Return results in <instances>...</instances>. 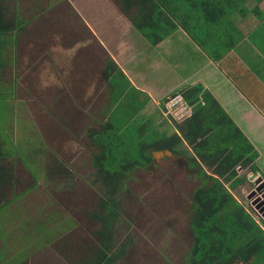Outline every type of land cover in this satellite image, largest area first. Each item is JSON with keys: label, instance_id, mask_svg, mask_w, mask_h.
Instances as JSON below:
<instances>
[{"label": "crops", "instance_id": "obj_1", "mask_svg": "<svg viewBox=\"0 0 264 264\" xmlns=\"http://www.w3.org/2000/svg\"><path fill=\"white\" fill-rule=\"evenodd\" d=\"M256 5L219 15L201 13L194 0H11L10 16L19 27L0 75V206L24 192L19 188L29 180L46 184L71 170L84 147L92 166L96 147L89 132L111 122L122 106L121 120L145 121L143 132L151 125L161 138L156 141L174 136L179 131L164 109L169 96L182 93L189 97L185 130L207 133L203 154L212 156L205 167L219 165L221 149L224 157L242 153L235 193L250 208L256 180L264 183V17L254 14ZM118 75L129 82L121 93L114 84ZM36 97L48 105L39 113ZM78 109L90 119L87 131L69 129L81 126L74 122L81 118ZM159 155L192 170L187 143L153 152L156 161ZM34 193L0 213L29 223L25 203ZM13 223L10 233L23 225Z\"/></svg>", "mask_w": 264, "mask_h": 264}, {"label": "rangeland", "instance_id": "obj_2", "mask_svg": "<svg viewBox=\"0 0 264 264\" xmlns=\"http://www.w3.org/2000/svg\"><path fill=\"white\" fill-rule=\"evenodd\" d=\"M251 2L253 0L247 2L246 6ZM114 82L116 93H121L129 84L120 75L115 77ZM41 93L42 90H39L36 95L41 97ZM130 95H133V90ZM38 97L36 102L40 105H36V112L39 113L48 105L37 100L40 99ZM86 106L90 107L89 101ZM123 107L114 112L111 122L117 130L123 129L130 144L161 139L151 125H147L149 132H143L147 128L145 121L121 120V117L124 118L121 112ZM88 110H93V113L96 111L95 106ZM77 113L81 118L74 122L81 126L77 128L79 130L70 127V131H87L90 119L80 109ZM39 117L41 125H46L42 115ZM58 122L59 117L54 123ZM65 122L70 126L72 118ZM65 122L63 123L68 126ZM34 132H40L37 126ZM74 139L75 137L68 138V143ZM81 155L72 164L71 170L65 168L67 172H60V176L48 179L46 184L38 183L33 195L35 197L25 203L31 217L29 223H23L22 218L13 223L12 216L7 212L0 213V231L6 230L2 234L3 241L1 239L0 242V264H85L84 260L89 258V248L97 240L95 232L99 229V224L91 220L86 212L97 208L99 194L98 185L94 182L95 170L91 166L89 155L85 154V147ZM156 163L157 166L151 170H135L132 178L127 181L130 193L123 195L124 224L121 231L123 237L127 233L131 236L132 246L119 264H184L193 244L189 218L193 194L200 181L191 175V170L186 166L180 167L181 164L165 159L162 155H159ZM31 185L29 180L19 190L24 191ZM260 195L261 193H257L252 197L250 207L254 198L258 197L260 200ZM19 220L23 224L18 227L21 229L10 233L9 224L18 226ZM236 264L243 263L238 261Z\"/></svg>", "mask_w": 264, "mask_h": 264}, {"label": "trees", "instance_id": "obj_3", "mask_svg": "<svg viewBox=\"0 0 264 264\" xmlns=\"http://www.w3.org/2000/svg\"><path fill=\"white\" fill-rule=\"evenodd\" d=\"M186 1V0H180ZM190 1V0H189ZM250 0H194L201 13L248 11ZM257 3L253 12L264 17V0ZM0 0V75L10 62L9 53L15 47L11 34L19 27L11 19L9 3ZM168 7V6H167ZM173 13V10L168 7ZM174 14V13H173ZM208 17V16H206ZM3 78L6 79L3 73ZM1 96V95H0ZM187 100L189 97L184 95ZM190 119L174 125L179 132L162 141L130 144L128 136L117 130L112 122L100 124V128L89 132L96 150L92 155L93 176L98 185L97 208L88 210L89 218L99 224L95 232L97 240L89 248V258L85 264H119L130 252L131 236L123 237L124 224L123 195L130 193L127 181L137 169L151 170L157 166L153 157L155 150H171L187 143L194 152L190 155V169L200 184L193 194V207L189 227L193 234L184 264H264V220L256 219L243 200L235 193L242 180H235L237 165L242 153L239 151L226 157L225 148L215 157L222 158L216 168L205 167L212 154H203V138L206 132H187L185 126ZM161 143V144H159ZM224 150V151H223ZM225 158V159H224ZM30 186L13 200H8L0 209L36 188ZM251 208V207H250Z\"/></svg>", "mask_w": 264, "mask_h": 264}, {"label": "built area", "instance_id": "obj_4", "mask_svg": "<svg viewBox=\"0 0 264 264\" xmlns=\"http://www.w3.org/2000/svg\"><path fill=\"white\" fill-rule=\"evenodd\" d=\"M164 114L172 122L183 121L189 116L190 111L186 107V101L182 93H175L167 98ZM259 197L260 200L257 197L256 201L252 202L249 211L254 218L264 220V197L263 195Z\"/></svg>", "mask_w": 264, "mask_h": 264}, {"label": "water", "instance_id": "obj_5", "mask_svg": "<svg viewBox=\"0 0 264 264\" xmlns=\"http://www.w3.org/2000/svg\"><path fill=\"white\" fill-rule=\"evenodd\" d=\"M262 178H259L256 180V183L258 184L257 189L250 195V198L254 197L257 193H262L264 191V183H261ZM261 183V184H260ZM264 196V194H263Z\"/></svg>", "mask_w": 264, "mask_h": 264}, {"label": "flooded vegetation", "instance_id": "obj_6", "mask_svg": "<svg viewBox=\"0 0 264 264\" xmlns=\"http://www.w3.org/2000/svg\"><path fill=\"white\" fill-rule=\"evenodd\" d=\"M260 193H261V192H260ZM260 193H259V194H260ZM261 194H264V191H263Z\"/></svg>", "mask_w": 264, "mask_h": 264}, {"label": "bare ground", "instance_id": "obj_7", "mask_svg": "<svg viewBox=\"0 0 264 264\" xmlns=\"http://www.w3.org/2000/svg\"><path fill=\"white\" fill-rule=\"evenodd\" d=\"M255 202V201H254Z\"/></svg>", "mask_w": 264, "mask_h": 264}]
</instances>
